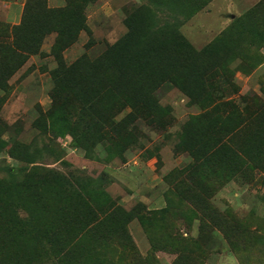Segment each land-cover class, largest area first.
<instances>
[{
	"label": "rangeland",
	"instance_id": "1",
	"mask_svg": "<svg viewBox=\"0 0 264 264\" xmlns=\"http://www.w3.org/2000/svg\"><path fill=\"white\" fill-rule=\"evenodd\" d=\"M0 88V264H264V0H0Z\"/></svg>",
	"mask_w": 264,
	"mask_h": 264
},
{
	"label": "trees",
	"instance_id": "2",
	"mask_svg": "<svg viewBox=\"0 0 264 264\" xmlns=\"http://www.w3.org/2000/svg\"><path fill=\"white\" fill-rule=\"evenodd\" d=\"M23 19L20 23V25L18 27H13L11 29H6L5 34H6V38H12L13 39V45L12 48L14 51L19 52L20 48L16 45V38H15V32L22 29L24 27V14H23ZM1 89V88H0Z\"/></svg>",
	"mask_w": 264,
	"mask_h": 264
}]
</instances>
